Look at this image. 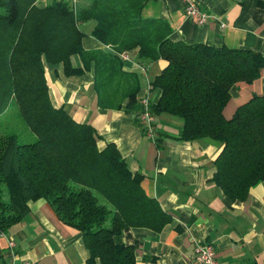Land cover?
Returning <instances> with one entry per match:
<instances>
[{
  "label": "trees",
  "instance_id": "trees-1",
  "mask_svg": "<svg viewBox=\"0 0 264 264\" xmlns=\"http://www.w3.org/2000/svg\"><path fill=\"white\" fill-rule=\"evenodd\" d=\"M150 1L0 0V118L15 102L35 137L21 143L0 126V235L30 213L31 202L44 199L81 233L86 264H136V248L117 245L115 237L131 228L161 232L172 220L115 144L101 149L90 123L53 105L46 65H62L73 77L94 64L98 106L121 110L135 106L140 88L138 78L123 70L121 56L138 51L141 63L164 61L154 83L162 96L153 115L181 119L180 141L223 145L213 181L231 200L245 201L264 181V95L253 96L231 118L224 114L231 89L260 78L264 56L175 40L167 22L143 19ZM83 24H94L91 35L115 55L85 51ZM74 56L83 67L73 66Z\"/></svg>",
  "mask_w": 264,
  "mask_h": 264
},
{
  "label": "crops",
  "instance_id": "crops-1",
  "mask_svg": "<svg viewBox=\"0 0 264 264\" xmlns=\"http://www.w3.org/2000/svg\"><path fill=\"white\" fill-rule=\"evenodd\" d=\"M214 19L204 25L189 19L183 0H152L143 10L145 20H162L173 38L188 44L249 50L264 56V0H193ZM224 26V27H223ZM82 47L87 52H115L91 35L94 24H83ZM122 59L123 70L139 81L137 103L131 109H103L94 89L95 65L81 76L67 77L62 65H46L50 98L79 123L88 122L101 137L99 147L115 144L134 174L145 177L146 193L172 216L161 232L131 228L115 237L117 245L136 248V264H192L195 248L212 243L219 264H264V181L245 201H233L213 181L215 161L223 145L210 139L179 140L184 123L177 117L156 119L157 139H148L139 126L142 102L156 105L162 91L154 87L166 63L138 61V51ZM74 67H83L80 56ZM264 95V69L254 83H238L224 110L231 118L253 96ZM15 247L9 246V241ZM89 252L81 233L63 223L50 204L30 203V213L8 235H0V264H86ZM97 264H100L97 261Z\"/></svg>",
  "mask_w": 264,
  "mask_h": 264
},
{
  "label": "built area",
  "instance_id": "built-area-1",
  "mask_svg": "<svg viewBox=\"0 0 264 264\" xmlns=\"http://www.w3.org/2000/svg\"><path fill=\"white\" fill-rule=\"evenodd\" d=\"M185 2V14L186 16L196 21L199 25H204L210 20L214 19L213 15H210L204 12L193 0H183ZM73 5H76V2L73 1ZM224 27V26H223ZM121 58L127 59L128 56L123 54ZM143 109L139 114V126L143 130L145 136L152 140L153 142L157 139V128H156V117L153 115L151 110V103L148 99L143 100L142 102ZM9 246L11 248L15 247V243L10 240ZM25 264H31L25 262ZM192 264H219L217 259L216 248L212 243H200L197 244L195 248L194 258Z\"/></svg>",
  "mask_w": 264,
  "mask_h": 264
},
{
  "label": "rangeland",
  "instance_id": "rangeland-1",
  "mask_svg": "<svg viewBox=\"0 0 264 264\" xmlns=\"http://www.w3.org/2000/svg\"><path fill=\"white\" fill-rule=\"evenodd\" d=\"M0 126L7 128L11 133H16L20 137L21 143H30L35 139L34 135L25 125L15 102L9 107L7 113L0 118Z\"/></svg>",
  "mask_w": 264,
  "mask_h": 264
}]
</instances>
